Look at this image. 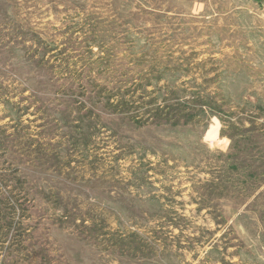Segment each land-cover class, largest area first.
I'll return each instance as SVG.
<instances>
[{"label": "rangeland", "instance_id": "rangeland-1", "mask_svg": "<svg viewBox=\"0 0 264 264\" xmlns=\"http://www.w3.org/2000/svg\"><path fill=\"white\" fill-rule=\"evenodd\" d=\"M0 214V264H264V0H0Z\"/></svg>", "mask_w": 264, "mask_h": 264}, {"label": "trees", "instance_id": "trees-1", "mask_svg": "<svg viewBox=\"0 0 264 264\" xmlns=\"http://www.w3.org/2000/svg\"><path fill=\"white\" fill-rule=\"evenodd\" d=\"M0 215H1V214H0ZM7 226L10 227V224L8 223ZM28 239H29V235H27V239H25L24 241H28ZM20 252H21L20 250H16V251H14V252L12 253V255H14V253H20Z\"/></svg>", "mask_w": 264, "mask_h": 264}]
</instances>
